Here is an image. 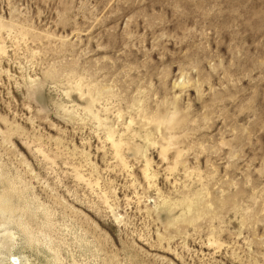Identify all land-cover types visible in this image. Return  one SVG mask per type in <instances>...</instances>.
I'll use <instances>...</instances> for the list:
<instances>
[{
	"label": "rangeland",
	"instance_id": "rangeland-1",
	"mask_svg": "<svg viewBox=\"0 0 264 264\" xmlns=\"http://www.w3.org/2000/svg\"><path fill=\"white\" fill-rule=\"evenodd\" d=\"M6 231L25 264H264V0H0Z\"/></svg>",
	"mask_w": 264,
	"mask_h": 264
},
{
	"label": "bare ground",
	"instance_id": "bare-ground-1",
	"mask_svg": "<svg viewBox=\"0 0 264 264\" xmlns=\"http://www.w3.org/2000/svg\"><path fill=\"white\" fill-rule=\"evenodd\" d=\"M1 236V235H0ZM14 237V236H13ZM1 239H3V243L4 244H9L11 243V240H12V232L10 231H6L5 233L2 234V236L0 237ZM10 245V244H9ZM1 246V245H0ZM8 248H6L7 250V253L5 254H2L0 256V263L3 264V263H6V262H3L5 260H7V262H12L13 264H23V260L21 258V256H18L16 259H15V254L10 250L12 248H9V246H7ZM16 252V251H15ZM25 264V263H24Z\"/></svg>",
	"mask_w": 264,
	"mask_h": 264
}]
</instances>
